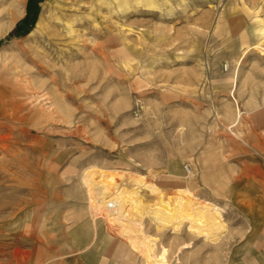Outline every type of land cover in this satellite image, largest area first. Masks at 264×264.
Segmentation results:
<instances>
[{
  "label": "rangeland",
  "instance_id": "1",
  "mask_svg": "<svg viewBox=\"0 0 264 264\" xmlns=\"http://www.w3.org/2000/svg\"><path fill=\"white\" fill-rule=\"evenodd\" d=\"M34 1L0 0V264H229L246 238L258 264L264 0ZM93 167L107 199L130 175L159 188L123 209L136 248L92 221ZM159 202L165 226L138 214ZM205 202L226 225L210 238L188 219Z\"/></svg>",
  "mask_w": 264,
  "mask_h": 264
},
{
  "label": "bare ground",
  "instance_id": "2",
  "mask_svg": "<svg viewBox=\"0 0 264 264\" xmlns=\"http://www.w3.org/2000/svg\"><path fill=\"white\" fill-rule=\"evenodd\" d=\"M48 17L43 15L40 18V21H39L38 27H37L38 28V35L40 37L45 35L49 29V23L48 22H51L52 20L49 19ZM3 32L4 31L2 29L0 31V36L3 34ZM33 97H34V95H33ZM97 172H98L97 167H93V168L88 169L84 175V178H85L84 181H86L85 183H87L86 185H88V187H89V188L88 187L87 188L91 190L90 193L92 194V195H90V196H92V202H93L92 204H93V209H94V211L92 212V221L96 222L95 223V226H96L98 219L101 217H104V220H101V221L109 222L111 224H114V226H117L119 236L122 239H124L126 241V243L128 242L133 248H136V244H137L136 238L134 237V235L131 231V227L125 221L126 214L123 212V209L127 203H129L132 207L139 209V206L141 204V199L139 197L140 191L142 190V191L147 192L148 191V190H146V188H147L153 192H160L159 188L156 185H154L153 183H148L147 181H145V178L142 175H138V176H135V175L131 176L130 175L128 178H129V181H131V184L133 183V189H131L130 191H126L124 193L127 195V197L126 196L121 197L120 196L121 193H120L114 199H112V198L107 199L106 194L109 191L108 186H106L107 183L104 184L105 182H103V181H97L95 184V181L93 179V175L96 174ZM191 172H192V170H190L187 173L191 174ZM99 173L102 176H106L105 172H103V171H101ZM127 173H128V171H127ZM112 175H114V174H112ZM179 190H180V192H179ZM179 190H178V192L180 194H182L183 196L185 195V193L189 194L188 189H179ZM178 198H180L181 200L183 199V197H180V196H178ZM181 202H183V201H181ZM187 202L191 203L192 199L189 198V199L185 200V203H187ZM159 204L161 205L160 202H159ZM160 205H155L154 207L150 206L151 208L149 210H146V211L143 210V211L139 212L138 214L140 217H142L144 214H148L149 216H151L153 218L154 221L159 223L158 225L165 226L168 223L167 220H169L168 216L174 215L176 213V211L171 212L169 209H168L169 210L168 211L167 209H164L165 208V207H163L164 205H161V206ZM192 205L195 206V204H192ZM161 207H163V208H161ZM182 208L183 207L179 208V210ZM130 209H131V207H130ZM132 210H134V209L132 208ZM132 210L129 212H132ZM176 210H178V209H176ZM194 211L195 212L193 215L188 216V219H190L189 222H191V224L189 226L193 232L195 231L198 234H203V235L207 236L208 238L216 236V234L213 233V231L212 232L206 231L205 227L207 224H211L212 226H215V228L217 230H219V233H221L222 231H225L226 225L222 221V212H221L222 210L219 207H217L214 204H211L209 202H205V203H200V205L195 207ZM102 215H104V216H102ZM135 217H136V215H135ZM137 218H139V217H137ZM180 219H183V218L181 217ZM177 226H179V224H177L175 227H177ZM172 228H173V226H172ZM214 238L212 240H214ZM216 240H217V238H216Z\"/></svg>",
  "mask_w": 264,
  "mask_h": 264
},
{
  "label": "crops",
  "instance_id": "3",
  "mask_svg": "<svg viewBox=\"0 0 264 264\" xmlns=\"http://www.w3.org/2000/svg\"><path fill=\"white\" fill-rule=\"evenodd\" d=\"M251 230H253V226L251 225ZM198 238L194 237V240L190 239V238H186L184 240H181V246L185 247V243L188 242H196ZM188 246V245H186ZM254 247V243L252 238H246L244 240L243 245H240V248L238 250L235 251H230L229 253V257H228V262L229 264H239V263H243V264H248L251 263L253 261V257H252V248ZM244 249V250H243ZM263 250H261V254L259 256V261L258 264H264V252H262Z\"/></svg>",
  "mask_w": 264,
  "mask_h": 264
},
{
  "label": "trees",
  "instance_id": "4",
  "mask_svg": "<svg viewBox=\"0 0 264 264\" xmlns=\"http://www.w3.org/2000/svg\"><path fill=\"white\" fill-rule=\"evenodd\" d=\"M35 6H36V2L34 0H30V4H29V7H28V14H30L31 11H33Z\"/></svg>",
  "mask_w": 264,
  "mask_h": 264
},
{
  "label": "built area",
  "instance_id": "5",
  "mask_svg": "<svg viewBox=\"0 0 264 264\" xmlns=\"http://www.w3.org/2000/svg\"><path fill=\"white\" fill-rule=\"evenodd\" d=\"M185 169H186L187 172H189L190 170H192L190 164H186L185 165Z\"/></svg>",
  "mask_w": 264,
  "mask_h": 264
}]
</instances>
